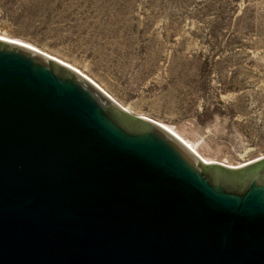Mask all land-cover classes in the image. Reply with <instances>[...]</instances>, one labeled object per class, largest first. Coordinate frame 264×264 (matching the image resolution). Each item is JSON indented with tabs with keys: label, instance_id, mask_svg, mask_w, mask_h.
I'll return each mask as SVG.
<instances>
[{
	"label": "water",
	"instance_id": "1",
	"mask_svg": "<svg viewBox=\"0 0 264 264\" xmlns=\"http://www.w3.org/2000/svg\"><path fill=\"white\" fill-rule=\"evenodd\" d=\"M0 264H264V157L207 165L79 71L0 39Z\"/></svg>",
	"mask_w": 264,
	"mask_h": 264
},
{
	"label": "rangeland",
	"instance_id": "2",
	"mask_svg": "<svg viewBox=\"0 0 264 264\" xmlns=\"http://www.w3.org/2000/svg\"><path fill=\"white\" fill-rule=\"evenodd\" d=\"M0 35L69 64L214 165L264 157V0H0Z\"/></svg>",
	"mask_w": 264,
	"mask_h": 264
},
{
	"label": "bare ground",
	"instance_id": "3",
	"mask_svg": "<svg viewBox=\"0 0 264 264\" xmlns=\"http://www.w3.org/2000/svg\"><path fill=\"white\" fill-rule=\"evenodd\" d=\"M0 39L2 40H6V41H10V42H16V43H21L23 45H25L26 47H29V48H32V49H35V50H38L36 47L28 44V43H25V42H22V41H19V40H15V39H12V38H9V37H6V36H3V35H0ZM40 51V50H38ZM41 52V51H40ZM43 53V52H42ZM45 54V53H44ZM48 56L51 57V55L49 54H46ZM53 57V56H52ZM55 58V57H53ZM57 59V58H56ZM59 60V59H57ZM60 62L64 63V64H67L61 60H59ZM69 67H72L70 66L69 64H67ZM73 68V67H72ZM76 70V69H75ZM89 79V78H87ZM90 80V79H89ZM92 82V80H90ZM94 83V82H93ZM101 89V88H100ZM112 98V97H111ZM113 99V98H112ZM114 100V99H113ZM115 101V100H114ZM117 102V101H116ZM118 103V102H117ZM123 109H125L126 111L129 112V108L128 107H125L123 106L122 104L118 103ZM158 123V122H157ZM159 124V123H158ZM161 125L164 129H166L167 131H169L170 133H172L174 136H176L182 143H184V145H186L193 153H195L202 161H204V163H206L207 165L208 164H213L212 161H208L206 158H203L200 156V153L197 151V146L195 143L193 142H190L189 140H186L184 139L182 136H179L177 133L174 132V130L169 126V125H166V124H159ZM240 167V166H239Z\"/></svg>",
	"mask_w": 264,
	"mask_h": 264
},
{
	"label": "flooded vegetation",
	"instance_id": "4",
	"mask_svg": "<svg viewBox=\"0 0 264 264\" xmlns=\"http://www.w3.org/2000/svg\"><path fill=\"white\" fill-rule=\"evenodd\" d=\"M247 164V163H246ZM245 165V164H244ZM243 166V165H242ZM238 168H240V167H238ZM238 168H231V169H238ZM254 170H260V169H257V167H254V168H252V169H246V170H241L240 171V174H242V173H248V171L249 172H252V171H254Z\"/></svg>",
	"mask_w": 264,
	"mask_h": 264
}]
</instances>
